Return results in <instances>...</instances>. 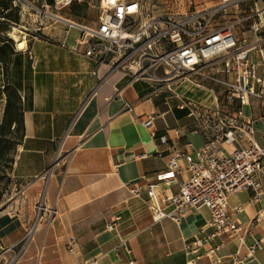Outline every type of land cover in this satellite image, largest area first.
<instances>
[{"label": "crops", "instance_id": "0c3cea01", "mask_svg": "<svg viewBox=\"0 0 264 264\" xmlns=\"http://www.w3.org/2000/svg\"><path fill=\"white\" fill-rule=\"evenodd\" d=\"M79 34L69 26L53 39L37 37L34 49L19 51L28 52L24 60L31 65L21 97L24 104L30 97L32 104L25 108V136L14 164L23 190L0 208L1 255H10L3 249L19 244L33 225L46 188L43 174L52 169L48 209L16 264H212L216 258L215 264H264V175L259 201L251 202V189L229 198L233 217L242 224L238 235L210 238L215 229L205 207L189 208L179 223L168 217L155 221L149 183L176 153L203 147L219 122L197 121L169 92L151 95L142 81H131L122 72L108 74L107 65L71 49ZM172 88L198 102L201 110L216 108L217 98H223L222 87L213 82L185 81ZM243 110L245 117L258 118L255 140L264 145V105L252 98ZM161 135H167V143L160 142ZM232 149L225 146L224 151ZM181 165L182 173L166 194L177 193L188 178L184 159ZM50 208L56 212L49 213ZM113 222L116 227L109 230ZM71 237L74 251L68 247ZM196 239L203 244L187 255L186 243ZM222 241L216 256L206 254ZM253 245L258 248L251 255Z\"/></svg>", "mask_w": 264, "mask_h": 264}, {"label": "built area", "instance_id": "2783aa9c", "mask_svg": "<svg viewBox=\"0 0 264 264\" xmlns=\"http://www.w3.org/2000/svg\"><path fill=\"white\" fill-rule=\"evenodd\" d=\"M41 1L43 7H50L48 0ZM76 1L82 0H55V6L62 8ZM246 1L220 0L216 5L191 9L185 0H170L164 8H155L158 4L152 0H99L100 14L93 25L58 17L80 31L71 49L107 65L108 74L122 72L131 81H142L151 88V95L169 92L170 97L181 100L179 107L197 121L205 118L210 124L217 119L218 129L208 136L203 147L176 153L147 187L155 221L168 217L179 223L189 208L205 207L215 229L212 239L222 234L238 235L242 229L229 205L232 194L251 189V202L259 201L263 195L264 145L255 140L258 118L245 117L243 107L252 98L264 105V6L256 0L249 14L237 15L234 22L225 23L231 7ZM240 23L247 24L252 37L241 39L236 29ZM185 81L219 84L223 98H217L216 108L201 110L198 102L182 97L172 88L173 83ZM126 107L132 109L130 104ZM151 122L150 118L144 124ZM159 139L161 143L168 142L167 135ZM225 146H232V151H224ZM182 159L189 176L177 193L166 194L183 171ZM51 172L49 169L43 174L46 188L36 203L33 225L19 244L3 249L11 255L5 264L20 260L47 211L46 189ZM138 191L137 187L133 189L134 193ZM167 206L171 208L167 210ZM55 212L50 208L49 213ZM260 218L257 216L251 224ZM115 227V222L108 225L109 230ZM202 244L198 239L187 242L186 254L197 252ZM223 245L222 241L211 246L206 254L216 256ZM68 247L74 251L75 237H71ZM257 248L249 247V254L253 255ZM219 261L216 258L212 264Z\"/></svg>", "mask_w": 264, "mask_h": 264}, {"label": "rangeland", "instance_id": "374dc122", "mask_svg": "<svg viewBox=\"0 0 264 264\" xmlns=\"http://www.w3.org/2000/svg\"><path fill=\"white\" fill-rule=\"evenodd\" d=\"M157 2L155 8H164L167 5V2L170 0H152ZM186 4L191 8H198L203 6H212L219 3L220 0H185ZM256 0H248L244 3H240L237 7L233 6L228 11L226 16L225 23H232L235 21L236 16H244L249 14L252 9L255 8L254 2ZM261 2V6H264V0H258ZM48 4L49 1H47ZM15 4L18 6L20 21L17 24H9L7 30L1 35L6 36L9 39L13 40L16 51L18 50L17 41L13 38L14 36L19 40L25 41V46L23 49H34V43L38 38H51L53 39L55 32L58 30H67L69 29V23L65 20L59 19L61 17L66 20H71L80 24L93 25L100 14L99 9V0H82L81 2H74L71 5L65 7H56L55 0L53 4H50V7L46 8L42 6L41 0H15ZM252 8V9H251ZM57 16V17H56ZM218 22V21H217ZM223 23V21H221ZM236 29L239 32V36L252 37L248 33L247 24L240 23L236 25ZM23 57H29L28 52H20ZM11 68V66H10ZM1 72V71H0ZM11 76L12 72L9 71ZM8 82L7 75L3 76L0 73V123L3 119L4 107L6 104V95L3 93V84ZM26 84L28 80L25 81ZM211 86L215 87L217 91H220V87L214 84ZM23 99V98H22ZM17 145L15 149L11 150V155L14 162L7 171L3 170L4 165L6 164L5 159H0V190H3L2 197L0 198V208L8 201L9 198L19 194L23 190L24 184L21 183L17 174L14 172V164L17 159V156L20 153L22 147L21 138L16 136ZM9 178L6 181V178ZM6 181V182H5ZM22 184V185H21ZM11 255H6L3 257L0 252V264H5L10 260Z\"/></svg>", "mask_w": 264, "mask_h": 264}, {"label": "trees", "instance_id": "16d2710c", "mask_svg": "<svg viewBox=\"0 0 264 264\" xmlns=\"http://www.w3.org/2000/svg\"><path fill=\"white\" fill-rule=\"evenodd\" d=\"M50 4L54 0H48ZM20 21L18 6L15 0H0V32H5L9 24ZM11 66V68H10ZM12 74L10 76L9 71ZM0 73L8 77V82L3 84V93L6 95L3 119L0 123V159H5L3 167L7 171L14 162L11 150L17 145L16 136L23 140L25 136L24 112L32 104L30 97H25V104L21 97L24 82L30 78L31 65L29 60L19 51H16L13 40L0 34ZM29 88V86H27ZM9 178H6L8 181ZM5 181V182H6ZM3 190H0V198Z\"/></svg>", "mask_w": 264, "mask_h": 264}, {"label": "bare ground", "instance_id": "6f19581e", "mask_svg": "<svg viewBox=\"0 0 264 264\" xmlns=\"http://www.w3.org/2000/svg\"><path fill=\"white\" fill-rule=\"evenodd\" d=\"M13 38L17 41L16 43H17L18 51H23V47L25 46V41L19 40L15 36Z\"/></svg>", "mask_w": 264, "mask_h": 264}]
</instances>
